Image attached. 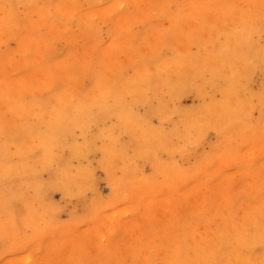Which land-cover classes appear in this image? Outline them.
Returning a JSON list of instances; mask_svg holds the SVG:
<instances>
[{
	"label": "clouds",
	"instance_id": "1",
	"mask_svg": "<svg viewBox=\"0 0 264 264\" xmlns=\"http://www.w3.org/2000/svg\"><path fill=\"white\" fill-rule=\"evenodd\" d=\"M201 15L203 20L193 29L188 41L189 59L164 75L155 90L148 73L126 83L101 75L96 87L90 91H82L75 84L63 90L57 89L56 78H49L46 72L35 81L21 80L0 88V103H4L6 112L11 114V119L5 121L4 113H0V156L22 159L21 163L0 164V180L31 178L25 181V186L33 192L28 205L29 215L24 220L25 232L17 229L11 213L5 215L6 207L0 210V242L8 241L9 251L38 240L48 230L60 226L57 214L61 209L44 202V184L38 177L68 146L66 141L69 136H75L77 131L80 136H85L91 128L101 124L104 126L100 129L99 138L104 143L99 149L94 141L91 145L87 142L74 145L77 154L82 156L93 150L103 151L110 170L111 194L108 197L95 193L87 176L75 185L76 196L86 197L89 192L94 193L90 205L95 222H106L109 226L105 233L106 243L99 251L109 249L108 242L117 233L118 222L138 212L134 206L137 198L144 197L147 204L158 185L176 183L186 191L199 183L203 176L209 179L222 176L227 181L223 197L225 209L230 210L236 201L240 202L243 216L231 226L232 231L250 236L249 246L257 241L264 243V92L257 95L251 93L248 87L249 77L258 67L255 61L259 59L264 63V0H250L247 8L233 9L227 17L216 15L209 20L207 15ZM91 19L103 23L100 16L93 15ZM217 44L218 51L211 50ZM197 46V52L193 53L191 49ZM205 74L209 79L200 87V93L209 97V101L197 118L181 121L184 124L183 133L177 129V134L181 135L182 142L169 146L164 129L142 121L135 109L154 100L163 124L180 115L177 107L180 94L189 82L203 79ZM75 79V75L69 77V80ZM221 80L227 86L220 89L221 99L217 100L205 91V87L216 88ZM255 112L259 115L254 116ZM117 129L121 130L119 135L116 134ZM128 131L138 134L141 140L137 158H151L155 162L152 176L144 175L143 170L136 166V159L118 147L120 135ZM209 132H214L218 139L215 144L205 146ZM6 136H22V139L19 143H5ZM202 148L206 150L199 151ZM37 150H42V156L30 162L27 157ZM161 153L169 159H161ZM177 155L181 159H196L185 167L176 161ZM116 160L120 161L118 166ZM236 161L243 162L244 170L238 186L234 188L236 177L230 174L233 171L230 165ZM216 162H220V167L210 171ZM208 199V195L201 198V210ZM181 207L179 203L168 201L150 210L148 218L171 214L176 220ZM90 223L92 221L87 219L77 220L74 226L78 231L86 232ZM249 229L252 230L250 233ZM223 234L208 232L198 234L197 239L195 236L182 238L177 232L165 243L155 246H145L143 239H138L126 251L130 254L143 252V259L138 264H217L218 238ZM3 255L4 251L0 250V259ZM112 255L114 259L98 260L95 264H126L119 249ZM29 264L86 262L75 261L69 256L64 260L29 261ZM230 264L249 262L237 256Z\"/></svg>",
	"mask_w": 264,
	"mask_h": 264
},
{
	"label": "rangeland",
	"instance_id": "2",
	"mask_svg": "<svg viewBox=\"0 0 264 264\" xmlns=\"http://www.w3.org/2000/svg\"><path fill=\"white\" fill-rule=\"evenodd\" d=\"M222 1L233 2L236 9L247 8L250 2ZM189 2L191 1L0 0V88L21 80L35 81L42 78V74L46 72L49 78H56L57 89L63 90L75 84L80 90L89 91L97 84L101 75L112 76L119 83H123L150 73V83L155 90L164 75L174 71L180 62L189 59V38L193 29L203 20V16L192 14ZM103 13L109 15L104 16ZM93 15L100 16L103 23L100 20L93 21ZM204 15H207L209 20L213 19L212 11ZM215 46L211 50L218 51L219 45ZM197 50L198 46L191 49L193 53ZM255 62L258 67L250 75L248 87L251 93L259 95L264 92V64L259 59ZM225 71L227 73V69ZM72 75H75V81L69 80ZM207 79L209 76L205 74L203 79L197 78L194 83L189 82L186 91L180 94L177 101L180 115L173 116L163 124L154 100L138 105L135 111L142 121H147L152 127L164 129L165 141L169 146L177 145L182 142L181 135L177 134V129L183 133L184 124L181 121L197 118L203 112L205 103L209 101V97L200 93V87L205 85ZM226 86V82L221 80L216 88L209 85L205 87V91H209L212 97L219 100L220 89ZM0 113H4L5 121L11 119L4 103H0ZM253 115L257 116L259 113L255 112ZM103 126H94L85 136H80L78 131L75 136H69L66 141L68 146L57 156L53 165L38 177L44 184V202L61 209L57 214V223L60 226L55 230H48L38 240L17 246L10 251L8 241L0 242V250L4 251L0 264L64 260L69 256L75 261L95 264L98 260L114 259L112 254L117 249L125 258L126 264H138L143 259V252L130 254L126 251L138 239H143L145 246H155L165 243L168 237L177 232L182 238L193 235L197 239L198 234L224 233L218 238L219 247L215 255L217 264H230L237 256L241 260L249 259V264H264V243L257 241L249 246L250 236H241L232 231L231 226L240 221L243 210L239 207V201H236L230 210L225 209L223 197L227 181L222 176L219 179L203 176L199 183L193 184L186 191L181 190L182 186L176 183L158 185L147 204L144 203V197L134 201L138 212L129 218L121 219L117 225V233L108 242L109 249L99 251L104 247L103 243H106L105 233L109 226L106 222H95L96 218L90 205L94 193L89 192L86 197L76 196L75 185L81 182L83 176H87L95 193L108 197L111 194L110 170L106 158H102L105 157L103 151L93 150L82 156L77 154L74 145L86 142L91 145L94 141L99 149L104 143L99 138ZM120 131L117 129L116 134L119 135ZM128 133L120 135L118 147L129 157L136 159V166L143 170L144 175L152 176L155 162L151 158H137L141 148L139 150L138 145H134L138 143H134ZM21 139L22 136L4 138L5 143H19ZM217 139L214 132H209L205 146L215 144ZM137 141L141 143L139 136ZM203 150L206 148L199 151ZM42 154V150H37L27 159L33 162ZM161 159L168 160L169 157L161 153ZM175 159L180 165L187 167L195 162L196 157L181 159L177 155ZM21 162V158L9 159L0 156V164L3 165ZM115 163L118 166L120 161L116 160ZM219 167L220 162H216L210 171H216ZM230 168L233 170L230 174L236 177L233 182L235 188L244 170L243 162H233ZM30 179L13 177L0 180V210L6 207L5 215L11 213L17 229L21 232L26 231L24 220L29 215L28 205L33 198L32 190L25 186V181ZM204 194L208 195L209 199L201 210L199 202ZM170 200L182 205L180 219L173 220L171 214L148 218L150 210ZM83 219L92 221L86 232L78 231L74 226L75 221ZM251 231L249 230V233ZM190 242L194 243L191 240Z\"/></svg>",
	"mask_w": 264,
	"mask_h": 264
},
{
	"label": "bare ground",
	"instance_id": "3",
	"mask_svg": "<svg viewBox=\"0 0 264 264\" xmlns=\"http://www.w3.org/2000/svg\"><path fill=\"white\" fill-rule=\"evenodd\" d=\"M191 2H189V3H191V5L189 4V6H192L191 8V10H193V12H192V14L193 13H195V14H199L200 16H203V15H201V14H205V13H207L208 11H212V13H213V17L214 16H216V15H219V16H221V17H227L231 12H232V10L233 9H236V7H235V4H233V2H223L222 0H190ZM233 1H235V0H233ZM241 3V2H240ZM115 4V3H114ZM248 5L249 4H247V7H248ZM114 7V6H113ZM117 8V7H116ZM119 8V7H118ZM190 10V11H191ZM210 13V12H209ZM194 14V15H195ZM198 20V19H197ZM190 25H192V24H190ZM189 25V26H190ZM29 26H31V25H29ZM32 27V26H31ZM33 27H34V25H33ZM31 30V29H30ZM31 32H32V30H31ZM33 32L35 33V31L33 30ZM216 47V46H215ZM185 51V50H184ZM182 53V52H181ZM153 54H155V53H153ZM70 55V54H69ZM158 55V54H157ZM148 56V55H147ZM171 56V55H170ZM134 57V56H133ZM186 60V59H185ZM110 62V61H109ZM163 62V61H162ZM66 63V62H65ZM262 64H264V63H262ZM176 65V64H175ZM150 69V68H149ZM153 69V68H152ZM171 72V71H170ZM226 72V71H225ZM106 74V73H105ZM150 74V73H149ZM162 75V74H161ZM159 81V80H158ZM72 83V82H71ZM123 83H126V82H123ZM96 87V85H93L92 86V88L90 89V90H92V89H94ZM83 89H85V88H83ZM89 90V91H90ZM186 91V90H185ZM200 99V98H199ZM181 113V112H180ZM154 118V117H153ZM147 119V118H146ZM191 119V118H190ZM148 120V119H147ZM186 121H187V119H186ZM130 134H131V138H133V142L134 143H138V144H134V145H138L137 147H138V149L140 150V148H141V143L139 142V141H137L138 140V134H134L133 132H131V131H128ZM128 133V134H129ZM130 134H129V137H130ZM172 134V133H171ZM136 140V141H135ZM140 140V139H139ZM6 142V141H5ZM132 142V143H133ZM67 151V150H66ZM124 151V150H123ZM137 152H138V150H137ZM103 155H104V153H103ZM131 155V154H130ZM102 158L104 159L105 157L104 156H102ZM60 159V158H59ZM62 159V158H61ZM80 159V158H79ZM104 161V160H103ZM106 161V160H105ZM60 164V163H59ZM26 179V178H25ZM10 182V181H9ZM29 192V191H28ZM216 194V193H215ZM205 195V194H204ZM190 197V196H189ZM220 198V197H219ZM186 199V198H185ZM196 200H197V198H196ZM171 201V200H170ZM192 201V200H191ZM190 202V201H189ZM164 203V202H163ZM192 203V202H191ZM192 208V207H191ZM181 211V210H180ZM161 217V216H160ZM165 217V216H164ZM171 217V216H170ZM159 218V217H158ZM180 219V218H179ZM142 220V219H141ZM122 221V220H121ZM189 223V222H188ZM171 228V227H170ZM200 228V227H199ZM102 229V228H101ZM249 230H251V229H249ZM136 232H137V229H136ZM163 233V232H162ZM162 235V234H161ZM195 235H196V233H195ZM193 236V235H192ZM191 236V237H192ZM197 236V235H196ZM101 237V236H100ZM127 237V236H126ZM139 238H140V236H139ZM224 239V238H223ZM156 240V239H155ZM75 241V240H74ZM123 241V240H122ZM247 244V241L245 240V243H244V245H246ZM98 245V244H97ZM103 245H104V243H103ZM67 246H69V245H67ZM95 246V245H94ZM101 248V247H100ZM95 250V249H94ZM63 254V253H62ZM234 255V254H233ZM22 259V258H21ZM241 259V258H240ZM230 261H232V258H231V260ZM248 262L250 263V261H249V259H248Z\"/></svg>",
	"mask_w": 264,
	"mask_h": 264
}]
</instances>
